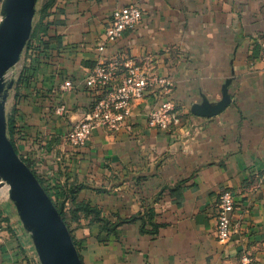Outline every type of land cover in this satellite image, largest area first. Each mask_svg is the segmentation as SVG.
Instances as JSON below:
<instances>
[{"label": "crops", "instance_id": "crops-1", "mask_svg": "<svg viewBox=\"0 0 264 264\" xmlns=\"http://www.w3.org/2000/svg\"><path fill=\"white\" fill-rule=\"evenodd\" d=\"M132 4L142 22L101 54L114 10ZM41 8L24 66L33 78L17 101L19 155L65 201L82 263L264 264V0H55ZM41 39L49 46L37 61ZM111 60L120 65L114 84L131 63L168 77L182 122L149 126L147 113L166 100L149 88L130 129L98 128L75 148L66 135L95 94L84 80ZM68 79L75 89L62 91ZM225 94L219 113L193 111ZM61 103L65 116L55 110ZM224 190L235 199L227 243L217 237ZM0 264H41L1 181Z\"/></svg>", "mask_w": 264, "mask_h": 264}, {"label": "water", "instance_id": "water-1", "mask_svg": "<svg viewBox=\"0 0 264 264\" xmlns=\"http://www.w3.org/2000/svg\"><path fill=\"white\" fill-rule=\"evenodd\" d=\"M39 0H5L0 21V181L9 188L25 230L41 264H83L61 213L39 178L15 150L7 133L6 104L15 85L7 73L20 62L29 42ZM229 98L214 108H194L204 116L219 113Z\"/></svg>", "mask_w": 264, "mask_h": 264}, {"label": "built area", "instance_id": "built-area-1", "mask_svg": "<svg viewBox=\"0 0 264 264\" xmlns=\"http://www.w3.org/2000/svg\"><path fill=\"white\" fill-rule=\"evenodd\" d=\"M143 20V10L136 4L127 5L114 10L111 25L105 33V41L98 47L103 54L108 43H116L128 31H135ZM264 59V41L262 42ZM126 74L117 84L120 65L117 61L98 63L86 76L84 86L94 90L93 101L89 109L81 114L79 119L69 129L66 139L75 148L87 145L93 132L98 128L120 131L131 128L134 117L133 105L142 100L149 88H157L161 99L147 113V121L151 128L169 131L179 126L182 114L173 99L172 82L166 76L149 73L136 63L126 65ZM62 91L75 89L74 81L65 80L61 85ZM56 113L65 116L70 112L67 104L61 103L56 107ZM235 211L234 195L224 190L219 198V213L217 218V237L221 243L229 242L232 234V216ZM247 262V258H243Z\"/></svg>", "mask_w": 264, "mask_h": 264}, {"label": "trees", "instance_id": "trees-1", "mask_svg": "<svg viewBox=\"0 0 264 264\" xmlns=\"http://www.w3.org/2000/svg\"><path fill=\"white\" fill-rule=\"evenodd\" d=\"M55 2V0H44L43 1V5H42V8H41V11L43 13H46V11L52 6V4ZM39 31L38 27L34 28L33 30V33L31 35V38L29 40V42L27 43V46L24 50V52L27 51V49L31 46V43L33 42V39L37 40L38 37H36L37 35V32ZM45 32V30L43 31ZM41 38V37H39ZM51 39V38H50ZM38 41V40H37ZM41 43H38L37 46L35 47V51H36V57L35 59L38 61L39 58H40V55L41 53L44 51V50H47L48 49V42H46L45 40L43 41V39L40 40ZM35 71V70H34ZM29 70L25 71V68H23V70L21 71L20 75L18 76V79L16 81V96H15V99H16V105H14L12 111H11V115L9 116V118L7 119V133H8V137L9 139L11 140L15 150L17 151L18 154H20L19 152V138H18V135H19V129L16 125V113H17V101H18V98L20 96V88L23 84H26L28 81H30L31 78H33V74L30 73L29 74ZM22 160H24V162L27 163V165L31 168V170L35 173V175L39 178L41 184L44 186V188L46 189V191L48 192V194L50 195L51 199L53 200L55 206L57 207L58 211L61 213L66 225L68 226V229L71 233V229H70V224H69V216L70 214H68L66 211H65V201H62V202H58L57 200L53 199L52 197V194H51V191L49 189V187L45 184V181L43 180V178L35 171L33 170V167L31 166L30 162L26 159H24L23 157H21ZM73 238V237H72ZM74 241V244L76 245V248L78 250V247H77V243L75 242V240L73 239Z\"/></svg>", "mask_w": 264, "mask_h": 264}, {"label": "rangeland", "instance_id": "rangeland-1", "mask_svg": "<svg viewBox=\"0 0 264 264\" xmlns=\"http://www.w3.org/2000/svg\"><path fill=\"white\" fill-rule=\"evenodd\" d=\"M5 0H0V21H1V12H2V7L4 4ZM42 6V3H38V9ZM39 18V13L38 15H36L35 19H34V23L33 25L37 24V22ZM34 40V39H33ZM28 56L27 51L23 52L22 57L20 62L16 65V67L12 68L6 75V79L7 80H12L14 77H16L17 80V75L19 76V73L23 70L24 66H25V61H26V57ZM16 82V81H15ZM13 93V92H12ZM12 105H13V98L12 95L10 96V98L8 99V102L6 104V115H7V119L9 118V116L11 115V111H12Z\"/></svg>", "mask_w": 264, "mask_h": 264}, {"label": "bare ground", "instance_id": "bare-ground-1", "mask_svg": "<svg viewBox=\"0 0 264 264\" xmlns=\"http://www.w3.org/2000/svg\"><path fill=\"white\" fill-rule=\"evenodd\" d=\"M7 189V188H6Z\"/></svg>", "mask_w": 264, "mask_h": 264}]
</instances>
